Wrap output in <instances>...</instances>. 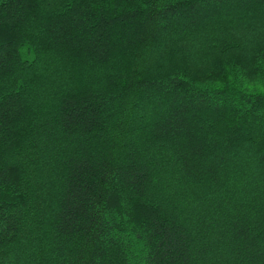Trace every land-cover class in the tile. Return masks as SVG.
<instances>
[{
	"label": "trees",
	"instance_id": "obj_1",
	"mask_svg": "<svg viewBox=\"0 0 264 264\" xmlns=\"http://www.w3.org/2000/svg\"><path fill=\"white\" fill-rule=\"evenodd\" d=\"M0 264H264V0H0Z\"/></svg>",
	"mask_w": 264,
	"mask_h": 264
}]
</instances>
